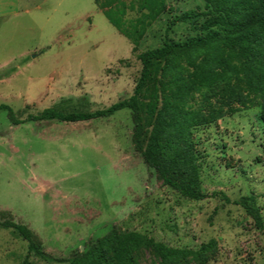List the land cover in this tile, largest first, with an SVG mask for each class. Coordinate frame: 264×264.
Listing matches in <instances>:
<instances>
[{"label":"rangeland","instance_id":"1","mask_svg":"<svg viewBox=\"0 0 264 264\" xmlns=\"http://www.w3.org/2000/svg\"><path fill=\"white\" fill-rule=\"evenodd\" d=\"M104 1L0 0V105L10 106L20 121L52 108L64 114L108 109L133 95L142 71L139 55L162 45L171 18L204 9L201 0H166V14L136 51L99 10ZM191 35L188 26L178 25L169 37L179 42ZM132 134L128 109L82 123L19 126L1 111L0 218L27 226L55 260L28 255V243L0 227V264H69L59 260L85 251L114 228L182 250L197 251L214 239L218 248L206 264H264L259 108L194 130L207 195L202 201L164 186L135 152ZM245 197L255 199L262 229L237 204ZM135 264L161 262L143 249Z\"/></svg>","mask_w":264,"mask_h":264},{"label":"trees","instance_id":"2","mask_svg":"<svg viewBox=\"0 0 264 264\" xmlns=\"http://www.w3.org/2000/svg\"><path fill=\"white\" fill-rule=\"evenodd\" d=\"M201 1V12L188 11L172 17L162 45L139 55L142 71L130 98L92 113L64 114L55 108L46 109L25 121L18 120L8 105H0V112L6 111L10 122L19 126L49 120L82 123L110 118L128 109L133 122L132 145L144 164L179 196L192 201L206 199L199 156L194 148V130L214 124L226 115L255 108L260 109L264 125V0ZM98 8L136 51L149 29L167 12L166 0H139L130 5L124 0H105ZM128 12H136L139 17L129 20ZM178 25L188 26L195 35L173 41L169 34ZM237 204L263 228L253 197H245ZM0 227L13 230L26 241L28 255L55 260L27 226L0 218ZM217 248L213 239L197 251L174 249L138 232L121 233L114 228L85 251L75 250L69 259L59 261L135 264L138 252L151 249L161 264L189 260L206 264Z\"/></svg>","mask_w":264,"mask_h":264}]
</instances>
